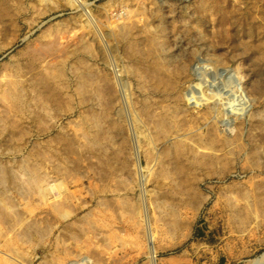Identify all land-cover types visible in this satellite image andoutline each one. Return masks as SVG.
<instances>
[{"label":"rangeland","instance_id":"374dc122","mask_svg":"<svg viewBox=\"0 0 264 264\" xmlns=\"http://www.w3.org/2000/svg\"><path fill=\"white\" fill-rule=\"evenodd\" d=\"M255 184L264 0H0V264H254Z\"/></svg>","mask_w":264,"mask_h":264},{"label":"bare ground","instance_id":"6f19581e","mask_svg":"<svg viewBox=\"0 0 264 264\" xmlns=\"http://www.w3.org/2000/svg\"><path fill=\"white\" fill-rule=\"evenodd\" d=\"M252 196H254V198L256 199L255 201H263L264 199V192L261 191V185L260 184H255L253 185V190L251 191V194L243 191L241 194H239V198L238 201L243 204V208L242 207H234L233 209L235 211H237L238 209H240V211H245L247 212L249 215L253 216L254 212H253V206H252ZM149 236V234H148ZM149 240V250H150V254L153 256V250H152V240L151 237H148ZM84 264H87L86 261H84ZM254 264H264V255L261 257V259H259L257 262H255Z\"/></svg>","mask_w":264,"mask_h":264}]
</instances>
